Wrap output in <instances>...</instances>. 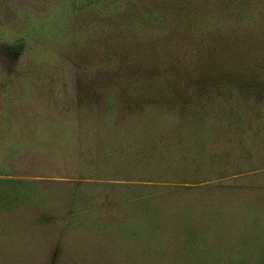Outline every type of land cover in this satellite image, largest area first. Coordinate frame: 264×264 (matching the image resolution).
Here are the masks:
<instances>
[{
    "label": "rangeland",
    "instance_id": "obj_1",
    "mask_svg": "<svg viewBox=\"0 0 264 264\" xmlns=\"http://www.w3.org/2000/svg\"><path fill=\"white\" fill-rule=\"evenodd\" d=\"M213 1L0 0V130L38 134L34 150L45 156L33 160L44 167L15 166L14 172L26 171L0 178L67 183L35 189V205L42 211L0 215V264H264V167L208 183L156 181L167 176L165 162H150L142 151L127 152L128 146L123 152L120 143L108 162V142L95 141L86 129L103 117L99 105L109 87L135 85L146 77L176 81L177 69H184L182 54L209 50L212 68L220 52L231 62H264L262 49L241 48L252 44L253 31L228 23L253 15V8L225 12L211 6ZM197 11L210 19L202 31L208 34L176 24L188 16L202 21ZM195 35L205 41L195 44ZM253 123L259 126L253 131L264 129V115ZM71 133L80 134L76 139ZM263 136L261 131L249 137L261 145L251 153L262 163ZM170 164V172L176 170L168 175L172 179L181 180L185 169L198 171L179 154ZM217 183L231 186L224 194L197 189H216ZM162 186L176 188L156 201ZM143 198L155 204L148 201L153 206L146 207ZM5 199L0 197V214ZM40 212L55 222L46 221L51 222L47 229L32 221L27 226Z\"/></svg>",
    "mask_w": 264,
    "mask_h": 264
},
{
    "label": "trees",
    "instance_id": "obj_2",
    "mask_svg": "<svg viewBox=\"0 0 264 264\" xmlns=\"http://www.w3.org/2000/svg\"><path fill=\"white\" fill-rule=\"evenodd\" d=\"M249 2L250 4L248 0H214L211 6L221 11L225 9V12L230 8L240 11L239 6L253 8V15L247 16L244 20L232 17L228 19V23L231 19V25L236 26L240 23L243 32H246V29L253 31V35L248 34V39L253 41L252 44L241 47L244 52L248 50L255 52L258 49L264 52V0H249ZM198 13L202 21L188 16L176 24H185L191 32L197 30L200 36L208 34L204 32L209 26L210 19L205 18L202 12ZM221 22L225 23V19ZM201 41L205 39L197 35L193 37L195 44L201 45ZM212 56L209 50L195 51V54H182L183 62L181 63L184 69L182 72L177 69L176 81L154 82L146 77L145 80L142 79L143 81H137L135 85H112L109 87L110 94L103 93L101 101L105 102L99 105L101 110L99 114H103V117L97 121L93 119L94 124L86 129L92 131L90 137L95 141L100 137L106 139L105 142H108L106 148H109L104 154L107 155L108 162H111L113 158V148L121 144L123 152H126L128 146L127 152L142 151L141 153L145 154L150 162L151 160L157 164L165 162V170L168 169V172L163 174L167 176L157 178L156 181H179L185 184L208 183L211 179H223L264 167V162L254 158L255 156L251 153L255 147L259 152L261 145L249 139L250 136L264 131L260 128L253 131L255 127H259L253 123L256 117L264 115V62H255L254 66H252L254 63L248 61L246 62L248 65L235 59V62H231L229 60L231 58H227L225 53L220 52L217 53V59L212 68L210 61ZM228 57L238 58L239 55ZM242 57L245 56L241 55L240 58ZM192 64L195 67H191ZM83 98L80 97L77 100L82 101ZM89 123L91 122L84 124ZM11 128L16 127L7 128L6 131L0 130V174L7 172L6 174L9 175H19L21 171L26 170L15 169L14 172L12 167L31 165L33 160L43 159L45 156L34 150V141H36V135L39 137L38 134L30 133L31 135L25 136L16 130L14 133L8 131ZM79 134L69 135L72 138L75 135L77 139ZM84 134L88 135L89 132L81 133V135ZM24 138L28 141L26 144ZM261 138L264 140V136ZM5 140H9L11 144L2 145L1 143ZM176 154H179L188 164L195 163L198 171L192 174L185 169L181 172L183 175L179 178L181 180L170 178L171 175H176V170L170 172L169 169L170 162L176 160ZM114 156L121 157L119 152ZM33 165L38 168L44 167L41 164ZM187 166L184 164V167ZM203 168L207 170L200 172ZM149 180L154 181V179ZM42 181L44 180L0 178V190L4 191L0 193V197L6 196L7 203L2 210L4 213L0 215L17 217L27 214L29 217L34 212L42 211V207L35 205L34 199L37 193L35 189L42 188L41 184H52L56 188H62L67 184L63 181ZM217 184L220 186L216 189L209 185L197 186V189L201 193L211 192L213 189L222 191L224 194V189L231 186ZM185 187L183 189L187 191L193 189L191 186ZM162 188V191L155 196L156 201H162L165 194L172 195L176 187L162 186ZM10 198L13 200L12 204L16 203L15 206L9 204ZM41 198L42 196L39 195L37 201ZM256 200L254 199L257 203ZM148 201L155 204L152 199ZM148 201L141 199L146 207L153 206ZM72 213L75 212L66 211V214ZM66 214L61 216L62 221ZM41 215L44 214L40 212L39 218H29L27 226L32 225V222H38L42 224L40 226L42 229H47L51 222H55L50 215L46 214L44 218Z\"/></svg>",
    "mask_w": 264,
    "mask_h": 264
}]
</instances>
